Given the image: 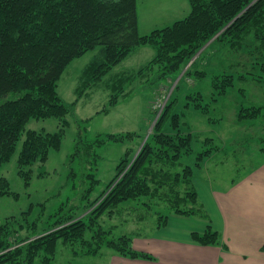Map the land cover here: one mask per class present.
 Here are the masks:
<instances>
[{
	"label": "trees",
	"instance_id": "16d2710c",
	"mask_svg": "<svg viewBox=\"0 0 264 264\" xmlns=\"http://www.w3.org/2000/svg\"><path fill=\"white\" fill-rule=\"evenodd\" d=\"M189 1L191 12L183 19L141 34L137 0H0V167L11 159L30 119L75 114V104L63 102L56 84L69 61L97 47L100 52L87 68L88 74L84 76L80 90L110 72L139 46L153 47L155 55L137 72L120 78L118 89L124 88L125 83L128 85L131 81L142 79L145 72L150 73L148 78L154 76L150 84L173 77L208 41L215 38L205 49L206 54L203 51L186 71L187 78L196 82L209 77V67L218 68L212 70L211 100L205 102L207 94L202 90H192L187 93L191 101H187L186 106L203 114L210 126L222 122L225 118L223 100L233 91L236 81H264V0ZM208 53L213 55L208 56ZM249 57L253 58L250 63ZM225 63L229 64L226 68ZM247 63L255 70L260 66L261 74L233 71V68L229 71L230 67H245ZM159 66L151 75L153 69ZM146 84L142 86L146 87ZM118 96L119 93L110 101V108L117 103ZM176 99L166 103L154 131L135 159L131 156L135 146L127 148L115 174L116 181L119 175L121 178L110 188L99 210L53 229L17 249L0 252V264H55L54 255L58 249L54 246L57 242L60 239L70 240L71 237L83 238L88 226L93 227L94 224L97 228L93 230V236L99 241L97 252L104 245L121 256L154 259L152 254L134 248L135 237L130 234L123 233L112 239L102 236L108 231L100 224L99 217L106 213L110 217L124 213L123 217L136 209L154 213V209H159V200L167 203L169 210H157V228L167 226L172 214L195 215L211 220L207 208L199 199V189L194 182L195 169L201 168L206 159L212 158L220 149L223 151L225 146L215 147L212 145L215 139L200 137L201 131L198 134L191 129L185 130L182 127L184 113L175 112ZM236 113V123L243 126L248 123L251 128L264 117V106L241 102ZM68 124L65 120L57 132L27 130L19 155L20 169L38 160L46 162L52 148L60 149ZM86 130V127L80 129L72 157V162L77 163L71 165L69 174L71 181L77 177L85 184L83 201L89 199L100 183L96 171L101 155L97 148L110 141L124 142L138 135V132L130 130L100 133L89 139ZM196 141H202L204 147L201 151L194 149ZM191 154L195 155L193 164L183 158ZM27 174L24 170L22 175L26 177ZM2 179L0 177V193L11 194L8 188L10 182L5 177ZM29 179H25L27 184ZM146 216L141 214L139 219ZM10 234L8 221L0 222V250L9 249L6 239ZM193 238L203 245L221 243L220 232L211 225L204 233L194 232ZM49 246L54 248H45Z\"/></svg>",
	"mask_w": 264,
	"mask_h": 264
},
{
	"label": "rangeland",
	"instance_id": "374dc122",
	"mask_svg": "<svg viewBox=\"0 0 264 264\" xmlns=\"http://www.w3.org/2000/svg\"><path fill=\"white\" fill-rule=\"evenodd\" d=\"M138 9L140 33L145 34L153 29L172 25L175 20L183 19L191 12V5L189 0H139ZM214 39L208 41L179 74L150 84L149 81L154 80V76L153 79L148 78L147 75L150 73L145 72L141 76L142 79L131 81L128 85L125 83L126 90L123 86L122 89L117 88L120 78L125 77L128 73L137 72L143 64L149 62L155 55L153 47L139 46L110 72L93 83H88V86L84 89L82 87L81 90L79 88L83 78L88 74L87 68L93 64L92 60L99 54L100 48H93L69 61L56 86L63 102L68 105L75 104V114L62 113L60 116L30 119L15 145L16 148L11 159L0 167V177L1 179L5 177L10 182L8 188L12 191L11 194L0 193V222L6 223L7 220L11 231L10 237L6 239V244L10 245L9 249H1L0 252L17 249L21 245L41 238L42 235L53 231V229L63 227V225L75 222L78 218L82 219L89 212L99 210L98 208L102 202H105L110 188L121 178L119 175L116 181L115 174L120 160L126 155L127 148L135 146L131 155L135 159L154 131V125L164 112L166 103L175 97L178 98L176 99L175 112L184 113L182 127L185 130L191 129L198 134L201 131L200 137L210 136L215 139L212 143L215 147L225 146L223 151L220 149V152H216L212 158L206 159L201 168L195 169L194 182L199 189V194L200 189L203 194L204 191L206 193L212 187L224 190L233 181L249 176L251 170L255 169L263 160L264 151H259V144L263 143L261 138L264 136L259 135V132L256 136H253V132L242 134L243 128L241 127L243 125L236 123L237 116L235 117L236 109L234 110V108L241 104V97L245 94L248 98L247 101L252 100L254 96L257 97V93L264 95L263 85L259 83V88L256 86L251 89L249 85L254 83V80L236 81L235 89H243L245 92L241 93L237 90L224 98V102H230L232 108L230 111L232 117L228 118L230 121L224 119L227 120V123L221 124L222 122H220L210 126L203 114H198L192 107L186 106L187 101H191L187 93L192 90H202L207 94L205 102L211 100L212 70L215 71L218 68L209 67L208 71H211L209 77L205 80L198 79L196 82L187 78L188 72L186 71ZM232 56H230L231 59L234 57ZM250 59L253 58L249 57V63ZM249 63L245 67H230L229 71H232L233 68V71L245 70L261 74L260 66L255 70ZM228 65L225 63L224 68ZM158 68L160 66L154 68L151 75H154ZM145 82L147 83L146 87L142 86ZM117 93L120 95L118 101L110 108V101L117 96ZM226 115L225 117H228L227 113ZM64 119L69 124L65 128L66 133L62 139L61 148H52L46 162L38 160L31 166L27 165L20 169L19 155L26 140L27 130L57 132L63 125ZM84 127L87 128L85 134L89 139H94L100 133H119L130 130L138 132L136 137L124 142L110 141L107 145L97 148L98 154L101 155L96 171L100 183L86 201H83L86 191L85 184L77 177H74L73 181L69 179L71 165L77 163V161L72 162L76 142L81 133L80 129H84ZM203 147L202 141L194 142L196 151H201ZM183 158L185 162L195 163L193 160L195 155L191 154ZM23 169L25 174L28 173L26 177L22 175ZM29 177L30 183L27 184L25 179ZM111 183L112 185L109 187ZM2 185L5 187L4 181H2ZM108 188L109 190L105 193ZM205 197L207 198L206 195ZM199 199L206 208L202 196L199 195ZM158 203L159 209H154V213L136 209L133 213H125L123 217L124 213L122 215L112 214L111 217L107 213L100 216V224L108 231L102 236L112 239V237L117 238L123 233H127L135 238H146V236H158V234L170 232V229L166 227L157 228L159 217L157 210L161 212L169 210L167 203L162 200H159ZM61 207L63 209L59 210ZM141 214L147 216L139 219ZM178 224L177 220H172L171 225L173 226L169 227L178 226ZM96 228L95 224L93 227L88 226L83 238L69 236L70 240L65 239L68 241L60 239L54 246L58 249L54 255L55 264H123V258L129 257L119 255L113 248L103 245L97 252L99 241L93 236V230ZM18 242L19 244H17ZM95 251L97 253L92 254Z\"/></svg>",
	"mask_w": 264,
	"mask_h": 264
},
{
	"label": "crops",
	"instance_id": "0c3cea01",
	"mask_svg": "<svg viewBox=\"0 0 264 264\" xmlns=\"http://www.w3.org/2000/svg\"><path fill=\"white\" fill-rule=\"evenodd\" d=\"M212 55L208 53V56ZM259 83L264 89V81H256L249 86L251 89L256 86L259 88ZM235 91L233 88L231 93ZM256 96L247 101L245 94L241 102L264 106V95L257 93ZM224 104V114H228L224 119L229 120L232 108L230 102L225 101ZM238 108L237 105L234 108L235 117ZM227 120H223L222 124L227 123ZM258 121L259 124L251 128L248 123L242 126V134L253 132V136H256L259 132V135L264 136V117ZM261 140L260 152L264 151V138ZM200 196L209 210L211 220L195 215L172 214L165 226L170 232L133 240L134 248L152 254L154 259L123 258V264H264V156L249 176L233 181L224 190L212 187L202 194L200 189ZM172 220H177L178 226L169 227L173 226ZM209 225L220 232V244L203 245L194 240L193 233H204Z\"/></svg>",
	"mask_w": 264,
	"mask_h": 264
}]
</instances>
